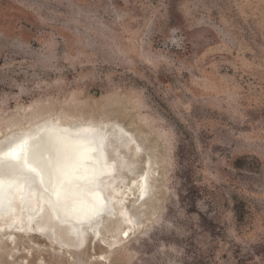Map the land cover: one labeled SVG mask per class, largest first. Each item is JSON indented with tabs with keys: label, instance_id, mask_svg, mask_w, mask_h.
<instances>
[{
	"label": "rangeland",
	"instance_id": "obj_1",
	"mask_svg": "<svg viewBox=\"0 0 264 264\" xmlns=\"http://www.w3.org/2000/svg\"><path fill=\"white\" fill-rule=\"evenodd\" d=\"M59 116L137 139L108 152L139 225L114 198L100 240L15 233L0 264H264V0H0L1 134Z\"/></svg>",
	"mask_w": 264,
	"mask_h": 264
},
{
	"label": "bare ground",
	"instance_id": "obj_2",
	"mask_svg": "<svg viewBox=\"0 0 264 264\" xmlns=\"http://www.w3.org/2000/svg\"><path fill=\"white\" fill-rule=\"evenodd\" d=\"M66 121L60 116L45 117L27 128L10 129L4 135L0 132L1 242L12 244L15 233L36 235L60 248L82 242L85 234L100 240L102 230L109 232L104 220L113 216L114 198L120 206V219L128 226L120 232L139 225L124 203L126 194L121 189L128 186L115 175L117 165L108 152L111 147L115 153L113 138L118 136L134 151H142L137 139L114 121ZM145 165L148 169L136 181V202L140 204L151 192L149 157ZM125 172L131 174L130 169Z\"/></svg>",
	"mask_w": 264,
	"mask_h": 264
},
{
	"label": "water",
	"instance_id": "obj_3",
	"mask_svg": "<svg viewBox=\"0 0 264 264\" xmlns=\"http://www.w3.org/2000/svg\"><path fill=\"white\" fill-rule=\"evenodd\" d=\"M37 128V127H36ZM35 128V129H36ZM50 129H52V128H50ZM52 130H56V129H52ZM30 131H28V132H26L25 134H28ZM86 136H88V134H86ZM103 146H104V140H101V142H100ZM99 148H100V146H99ZM98 148V149H99ZM100 150V149H99ZM101 153V152H100ZM102 159V158H101ZM103 161V160H102ZM104 162V161H103Z\"/></svg>",
	"mask_w": 264,
	"mask_h": 264
},
{
	"label": "snow or ice",
	"instance_id": "obj_4",
	"mask_svg": "<svg viewBox=\"0 0 264 264\" xmlns=\"http://www.w3.org/2000/svg\"><path fill=\"white\" fill-rule=\"evenodd\" d=\"M16 151V149H13L12 152L14 153Z\"/></svg>",
	"mask_w": 264,
	"mask_h": 264
}]
</instances>
